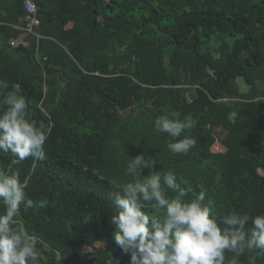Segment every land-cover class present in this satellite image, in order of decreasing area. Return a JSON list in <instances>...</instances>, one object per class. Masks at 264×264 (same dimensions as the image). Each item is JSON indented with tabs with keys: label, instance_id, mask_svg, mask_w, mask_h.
I'll return each instance as SVG.
<instances>
[{
	"label": "trees",
	"instance_id": "16d2710c",
	"mask_svg": "<svg viewBox=\"0 0 264 264\" xmlns=\"http://www.w3.org/2000/svg\"><path fill=\"white\" fill-rule=\"evenodd\" d=\"M25 1L0 0V79L9 83L0 100L21 85L29 119L47 129L45 158L13 163L11 152H0V165L20 171L30 199L47 201L21 205L16 217L38 241L37 264H129L112 238L111 194L157 172L173 173L185 200L204 190L218 223L233 213L264 214V10L252 14L242 36L205 17L182 21L172 39L156 31L141 4L109 24L96 0H29L38 25L27 35ZM130 1L103 0L105 14L120 16ZM145 1L164 29L190 13L221 15L244 30L248 12L264 5ZM233 110L238 115L229 121ZM173 112L192 123L179 138L155 128ZM184 135L195 146L169 151ZM137 155L152 164L134 177L127 164ZM143 210L156 214L148 202ZM258 251L245 250L239 264ZM233 255L225 251V264ZM255 264H264V255Z\"/></svg>",
	"mask_w": 264,
	"mask_h": 264
},
{
	"label": "clouds",
	"instance_id": "9594fccd",
	"mask_svg": "<svg viewBox=\"0 0 264 264\" xmlns=\"http://www.w3.org/2000/svg\"><path fill=\"white\" fill-rule=\"evenodd\" d=\"M8 88V81L0 79V93ZM237 115L234 110L229 112V121H235ZM191 127L192 123L177 112L155 120L156 130L173 138L181 137ZM46 139L44 125L29 119L21 85L13 84L0 100V152H11L16 158L13 163L28 157L42 160ZM195 144V139L184 135L167 147L172 153H187ZM151 164L137 155L128 162L127 171L140 176V170ZM26 187L18 169L6 170L0 165V264H37L39 259L36 237L17 224L16 217L21 205L44 207L47 201L34 202L27 196ZM166 189L177 195H167ZM186 195L171 172L163 177L157 172L143 180L134 179L111 194L115 208L110 217L112 238L122 253L130 255L129 264H225L226 250L234 254L227 264H239L245 250H259L249 258V264H255L256 258L264 255V214L233 213L218 223L212 214V202L204 203V190L191 200L183 199ZM145 202L150 203L155 215L143 210Z\"/></svg>",
	"mask_w": 264,
	"mask_h": 264
},
{
	"label": "water",
	"instance_id": "95a60500",
	"mask_svg": "<svg viewBox=\"0 0 264 264\" xmlns=\"http://www.w3.org/2000/svg\"><path fill=\"white\" fill-rule=\"evenodd\" d=\"M97 2V6H98V10H99V14L101 19L109 24L112 23H117L118 21L124 19L127 14L129 13V11L137 4H141L143 6H145V8L147 9V11L149 12L150 16L152 17L153 20V26L156 29V31L163 35V36H168L170 38H174V34L176 33L180 23L184 20L187 19H195V18H213L219 21L224 22L225 24H227L230 29L232 30V32L235 35L238 36H242L244 34H246V32L252 27L253 25V20H252V14L254 12H256L257 10H264V5H259L256 6L254 8H252L248 14H247V21H248V26L244 29V30H238L234 27V25H232V23L225 17L221 16V15H216V14H190V13H185L182 16H180L174 23L173 25L169 28V29H164L160 26L156 13L153 10L152 5L145 0H132L128 3V5L125 7V9L123 10V12L120 14V16L116 17V18H109L106 14H105V10H104V4H103V0H96Z\"/></svg>",
	"mask_w": 264,
	"mask_h": 264
},
{
	"label": "built area",
	"instance_id": "2783aa9c",
	"mask_svg": "<svg viewBox=\"0 0 264 264\" xmlns=\"http://www.w3.org/2000/svg\"><path fill=\"white\" fill-rule=\"evenodd\" d=\"M23 7H24V10L26 12L25 18H24V21L26 24H25V27L21 28V30L27 35L33 34L34 33L33 27H36L38 25V20L35 17L36 16V7L29 0H26L24 2ZM13 44H14V42H11V45H13Z\"/></svg>",
	"mask_w": 264,
	"mask_h": 264
},
{
	"label": "rangeland",
	"instance_id": "374dc122",
	"mask_svg": "<svg viewBox=\"0 0 264 264\" xmlns=\"http://www.w3.org/2000/svg\"><path fill=\"white\" fill-rule=\"evenodd\" d=\"M12 46H15V43H14ZM240 80H241V79H240ZM240 80H238V82H239ZM240 84H241V83H240Z\"/></svg>",
	"mask_w": 264,
	"mask_h": 264
},
{
	"label": "bare ground",
	"instance_id": "6f19581e",
	"mask_svg": "<svg viewBox=\"0 0 264 264\" xmlns=\"http://www.w3.org/2000/svg\"><path fill=\"white\" fill-rule=\"evenodd\" d=\"M44 192V191H43Z\"/></svg>",
	"mask_w": 264,
	"mask_h": 264
}]
</instances>
